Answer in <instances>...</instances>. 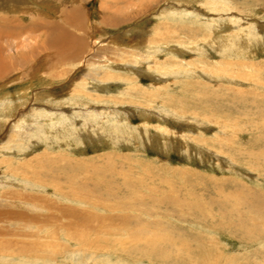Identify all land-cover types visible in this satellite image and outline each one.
Wrapping results in <instances>:
<instances>
[{
    "label": "rangeland",
    "instance_id": "374dc122",
    "mask_svg": "<svg viewBox=\"0 0 264 264\" xmlns=\"http://www.w3.org/2000/svg\"><path fill=\"white\" fill-rule=\"evenodd\" d=\"M214 3L224 7L217 12L210 0H0V33L26 44L29 55L28 66L16 56L15 71L0 79V149L7 152L0 151V159L10 167L0 169V209L17 204L10 193H41L27 187L45 182L48 202L76 212L62 213L49 227L108 224L116 231L88 234L97 242L84 264H139L143 240L151 234L158 242L166 233L180 245L160 248L159 258L142 264H264V35L245 27L264 29V0ZM49 9L65 12L58 17ZM68 11L78 26L66 22ZM123 17L119 25H103ZM41 21L48 28L29 31ZM59 29L82 38L88 51L110 46L128 54L112 50V63L102 60L91 69L82 61L55 64L51 74L53 52L38 38ZM83 70L105 74L107 83L94 87L81 77V86ZM83 111L89 114L78 116ZM69 112L80 118L70 119ZM14 132L21 138L8 140ZM30 172L33 183L25 184ZM235 197L246 201L238 210ZM126 214L150 225L116 219ZM89 216L113 220L89 225ZM11 238L0 236V242ZM80 258L65 252L54 263H37L80 264ZM8 263L0 257V264Z\"/></svg>",
    "mask_w": 264,
    "mask_h": 264
},
{
    "label": "bare ground",
    "instance_id": "6f19581e",
    "mask_svg": "<svg viewBox=\"0 0 264 264\" xmlns=\"http://www.w3.org/2000/svg\"><path fill=\"white\" fill-rule=\"evenodd\" d=\"M46 1V0H45ZM52 1V0H51ZM197 1V0H196ZM212 2L213 5V10H217L220 11L221 9H219L218 7L221 5H218L215 2V0H210ZM59 2V1H58ZM195 2V1H194ZM127 3V2H126ZM134 3V2H133ZM192 3V2H191ZM202 3V2H201ZM33 4V1H32ZM44 4V3H43ZM42 4V5H43ZM46 4V3H45ZM173 4V2H172ZM171 4V5H172ZM195 4V3H194ZM41 5V7H42ZM51 5V4H50ZM59 5V4H58ZM170 5V6H171ZM37 6V5H36ZM128 6L130 7L129 3ZM173 6V5H172ZM188 6V4L186 5ZM193 6V4L191 5ZM199 6V4H198ZM47 7V6H46ZM45 7V8H46ZM50 7V6H49ZM71 7V6H70ZM74 7V6H73ZM163 7V6H162ZM174 7V6H173ZM183 7V6H182ZM181 7V8H182ZM224 6L222 5L220 8H223ZM38 8H40L38 6ZM184 8V7H183ZM60 9V8H59ZM58 9V10H59ZM62 9V8H61ZM158 9V8H157ZM171 9V8H170ZM173 9V8H172ZM203 9V8H202ZM201 9V10H202ZM57 9H55V12L50 11V9L47 11L49 14H55V16H61L63 17L64 12L58 11ZM64 10V9H63ZM125 10V9H124ZM161 10V9H160ZM73 11V10H72ZM126 11V10H125ZM194 11V10H193ZM196 11V10H195ZM39 12V11H37ZM71 11L67 12V15L65 16V20L66 22H68L69 24L71 23L72 25L75 24L72 20L70 19L72 18V13ZM179 13V12H178ZM201 13V12H200ZM204 14V13H203ZM234 16L237 17L239 16L236 13H231L229 16ZM213 17L215 15H212ZM231 16V17H232ZM60 17V18H61ZM127 18V17H126ZM126 18H121V19H104L103 20V25L104 23L106 24V26H115V25H119L121 22H124L126 20ZM200 18V17H199ZM240 18V17H239ZM63 19V18H62ZM63 19V20H64ZM228 19V18H227ZM10 20V19H9ZM238 20V19H237ZM236 20V21H237ZM249 21V20H248ZM10 22V21H9ZM18 22V21H17ZM235 22V21H234ZM242 22V21H241ZM53 23V22H52ZM246 23V22H245ZM256 23V22H255ZM55 24V23H53ZM8 25V24H6ZM5 25V26H6ZM14 25V24H13ZM77 25V24H75ZM74 25V27H75ZM51 26V25H50ZM78 26V25H77ZM40 27H47L48 28V21L47 22H43L41 21V23H36L34 22L33 25L30 27L29 31L35 33L34 31L39 30L40 31ZM170 27V26H169ZM246 28H248V30H252L255 29L258 33H260L262 36L264 35V29L262 26V28H258V26L254 27L250 26V25H245ZM25 28V27H23ZM242 28V27H241ZM9 29V28H8ZM7 29V30H8ZM22 29V28H21ZM167 29V28H166ZM245 29V28H244ZM13 30V29H12ZM63 29H59L56 33H51L50 36H46V34L38 39H41L43 42L41 44V46L43 48H48L50 49V51L53 52L52 56L50 57V61L52 60L53 62H56L54 64H51V68H48V72L51 73V71L54 72V70L52 69L53 65L56 64L57 65H65V64H69V63H76V62H83L84 65H88V67L90 68V66L92 65H100L102 60H105V63H112L113 61L111 60V51L112 50H116L117 52H122L124 54H128L125 53L124 51H120L117 48H111L110 46H105L99 49V48H93L92 51H88V47L87 44L82 41L80 37H76L74 36L70 31L64 29V31H62ZM178 30V29H177ZM246 30V29H245ZM247 30V31H248ZM10 31V30H9ZM26 31V30H25ZM46 31V30H45ZM54 31V30H53ZM246 31V32H247ZM248 31V32H249ZM180 32V31H179ZM253 32V31H252ZM22 33V32H21ZM6 34V33H5ZM19 34V33H18ZM48 34V33H47ZM248 34V33H247ZM4 35V33H0V36ZM31 35V34H30ZM33 35V34H32ZM161 35V34H160ZM166 35V34H165ZM7 36V37H6ZM4 35L0 37V43L1 42H5V46L1 47L0 46V79H7L6 77H8V75H11L12 73V69L13 67H15L14 62L16 63V56H17V60H20V64L23 67L28 66V60H29V55H24V54H28V52H25V47L26 44H22V43H17V42H13L14 40H16L15 36H8V35ZM20 36V35H19ZM22 36V34H21ZM90 36V35H89ZM159 36V35H158ZM170 36V34H169ZM173 36V35H172ZM6 37V38H5ZM13 37V38H12ZM17 37V36H16ZM171 37V36H170ZM264 37V36H263ZM25 38V37H24ZM27 38V37H26ZM25 38V39H26ZM162 38V37H160ZM192 38V37H191ZM4 39V40H3ZM19 39V38H18ZM23 39V37L21 38ZM157 39V38H156ZM172 39V38H171ZM189 39V38H188ZM263 39V38H262ZM159 40V39H158ZM157 40V41H158ZM19 41V40H18ZM87 41V40H86ZM162 41V40H161ZM24 42V41H23ZM139 42V41H138ZM160 42V40H159ZM112 43V42H111ZM161 43V42H160ZM164 43V42H163ZM167 43V40H166ZM29 44V43H28ZM108 44V43H107ZM153 44V43H150ZM149 44V45H150ZM96 45V44H94ZM112 45V44H111ZM98 46V45H97ZM116 46V45H115ZM138 47V46H137ZM145 48V47H144ZM168 48V47H167ZM155 49V48H154ZM198 50V49H197ZM148 60V59H146ZM149 61V60H148ZM147 61V62H148ZM244 62V61H243ZM50 63V62H49ZM104 63V65H105ZM115 63V62H114ZM79 64V63H78ZM82 64V63H81ZM119 66H122V64L117 63ZM235 64V63H234ZM82 66V65H81ZM80 66V67H81ZM128 66V65H127ZM238 66V65H237ZM107 67V66H106ZM113 67V66H112ZM88 68V69H89ZM95 68V66L93 67V69ZM105 68V67H104ZM91 69V68H90ZM100 69V68H98ZM15 71V70H14ZM13 71V72H14ZM38 71V70H35ZM94 71V70H92ZM91 70L89 71H81V76H80V80L82 82L81 86L86 85V83L84 84L83 82L85 81V79L81 78V77H85L86 79H89V81H93L92 85H94V87L100 86V84L102 83H107L106 80H104L102 82V79L104 76H106L105 74L102 76L100 75L101 73H99L98 71L96 72H92ZM223 71V70H222ZM59 72V71H58ZM204 72V71H203ZM11 73V74H10ZM65 73V72H64ZM33 74V73H32ZM38 74V73H37ZM44 74H47V72H44ZM54 74V73H51ZM73 74V73H72ZM203 74V73H202ZM61 75V74H60ZM219 75V74H218ZM54 76V75H52ZM59 76V75H58ZM66 76V75H65ZM60 77V76H59ZM63 77V76H62ZM75 78V77H74ZM235 78V77H234ZM44 80V78H42ZM41 79V80H42ZM40 80V79H39ZM48 81V80H47ZM43 82V81H42ZM75 83V81H74ZM101 87V86H100ZM4 92V91H3ZM42 92V91H41ZM82 92V91H81ZM90 94V93H89ZM16 95V94H15ZM52 95V94H51ZM20 96V95H19ZM47 96V95H46ZM86 96V94H85ZM47 98V97H46ZM63 98V97H62ZM2 99V98H0ZM14 101V100H13ZM19 101V100H18ZM2 102V101H1ZM0 102V103H1ZM8 103V102H6ZM13 103V102H12ZM23 104V102H22ZM35 104V103H34ZM85 104V103H84ZM7 106H11V104H3ZM37 105V104H36ZM39 105V104H38ZM37 105V106H38ZM13 106V104H12ZM82 106V105H81ZM79 106V107H81ZM3 107V106H2ZM78 107V106H77ZM15 108V107H14ZM52 109V108H50ZM82 109V108H81ZM84 109V107H83ZM6 110V109H5ZM4 110V111H5ZM10 110V109H9ZM60 110V109H59ZM86 110V109H85ZM98 110V109H97ZM100 110V109H99ZM98 110V111H99ZM11 111V110H10ZM15 111V110H14ZM47 111V110H46ZM77 111V110H76ZM108 111V109H107ZM1 112V111H0ZM13 112V111H12ZM20 112V111H19ZM57 112V111H56ZM100 112V111H99ZM15 113V112H14ZM60 113V112H59ZM70 115H72L71 117H69L70 119L72 117L76 118L77 115L75 116L74 114H72V112H69ZM68 113V114H69ZM96 113V112H95ZM29 114V113H28ZM67 114V115H68ZM89 113H87L86 111H83L81 113V115L78 116H82V117H86ZM10 115V114H9ZM37 115V114H36ZM65 115V114H64ZM69 115V116H70ZM93 115V113H92ZM96 116L99 115V113L95 114ZM43 116V115H42ZM59 116V115H58ZM61 116V115H60ZM100 116V115H99ZM112 116V115H111ZM95 117V116H93ZM7 118V117H6ZM63 118V120H66L67 118H64L63 115L61 116L60 120ZM80 118V117H77ZM51 119H55V117L53 116ZM69 119V120H70ZM38 120V119H37ZM59 120V117L58 119ZM85 121V120H84ZM72 124V123H71ZM75 124V123H73ZM83 124V123H82ZM57 125V124H56ZM76 125V124H75ZM84 125V124H83ZM81 125V126H83ZM85 125L89 126V123L86 122ZM55 126V124L53 125ZM64 126V125H63ZM66 126V125H65ZM71 126V125H70ZM13 127V126H12ZM57 127V126H56ZM86 127V126H83ZM77 128V127H75ZM26 133H30L29 129L25 130ZM129 131V130H128ZM71 134V133H70ZM65 135H68L67 133ZM119 136V135H118ZM8 140H13L15 137L21 138V134L14 132L13 135L8 136ZM74 137V136H73ZM170 137V136H169ZM54 140V139H53ZM81 140V139H80ZM7 147V146H6ZM3 149V150H2ZM2 149H0V151H3L1 153L3 154H7V152H4V148L2 147ZM6 150V149H5ZM11 150V148L9 149ZM8 151V149H7ZM9 153V152H8ZM2 165H7V169H10V167L8 166V159H0V169L2 167ZM30 177H22V181L25 182V184H30L33 183L31 182L30 178H33L32 173L30 172ZM8 178H13L15 179V174L12 171H8L7 175ZM29 178V179H26ZM37 179V178H36ZM36 181V180H35ZM34 181V182H35ZM22 182V184H23ZM67 182V181H65ZM45 182L41 183H35L36 186H33V184H31L32 186L27 187L30 189H34V188H38V189H43V191L41 193H32L33 191H29L28 192H22V194L18 195L20 192H14V193H10V199L14 200L17 202V204H14L11 207H4L5 209H0V225H2L0 227V236L1 237H12L9 240H4L0 242V257L2 258H6L8 260V262L11 264V262L13 264H15L14 262L16 261V259H19V261H22L18 264H29L32 262H36L34 264H39L37 262L41 261L42 263H47V262H55L57 261L56 258L58 256L63 257L65 256V252L72 254V255H80V264H84L85 261L87 259H92L90 256L91 252H88V249H90V246H94L95 242H97L96 239L91 237L90 239L88 238V234L92 232V235L95 237L96 235L102 234H111V231L116 232L115 230H113V228H109L107 227V225H105V227H103L102 225H100V227H49V223L50 222H55V218H58L59 216H65V213H73L76 214V212L74 211H70V212H66L65 208H60V206H55L54 204H51L50 202H48L49 200L47 199V197H45L47 194H45V190L46 187L44 185ZM38 184V185H37ZM53 183L51 182V185ZM55 184V183H54ZM58 185V184H57ZM69 185V184H68ZM73 185V184H72ZM12 186V185H11ZM65 186V185H64ZM106 186V185H105ZM22 187V186H21ZM20 187V188H21ZM55 187V185H54ZM62 187V186H60ZM69 187V186H68ZM71 185H70V189H71ZM75 187V186H74ZM130 187V186H129ZM7 188V187H6ZM53 188V187H52ZM51 188V189H52ZM23 189V188H22ZM21 189V190H22ZM62 189V188H61ZM66 189V188H65ZM68 189V190H70ZM76 189V188H75ZM74 189V190H75ZM18 190V189H17ZM36 190V189H35ZM79 190V189H78ZM4 191V190H3ZM38 191V190H37ZM57 191V189H56ZM59 192H61L60 190H58ZM109 191V190H108ZM51 192V191H49ZM65 192V191H64ZM70 192V191H69ZM67 192V193H69ZM54 193V192H52ZM97 193V192H96ZM95 193V194H96ZM112 192H110L108 195H111ZM114 193V192H113ZM57 194V193H56ZM59 194V193H58ZM72 194V193H71ZM258 194V193H257ZM106 195V194H105ZM128 195V194H127ZM244 195V194H243ZM249 195V194H248ZM58 197H61L62 195H56ZM72 196H74V194H72ZM114 196V195H113ZM238 196V195H237ZM255 196V195H254ZM63 197V196H62ZM112 197V196H111ZM245 197V196H244ZM259 197V196H258ZM65 198V197H64ZM100 198V197H99ZM139 198V197H138ZM60 199V198H58ZM62 199V198H61ZM75 199L78 202H81V196L77 197L75 196ZM111 199V198H110ZM229 199V198H227ZM257 199V198H256ZM112 200V199H111ZM258 200V199H257ZM56 201V200H55ZM246 202L244 200H242V198H233L232 199V206L234 208H238V205L241 202ZM260 201V200H259ZM52 202V201H51ZM54 202V201H53ZM31 205L33 208H37V211H25V209H21V206L18 205ZM56 203V202H55ZM81 203H86V200L84 202ZM191 203V202H190ZM59 204V202H58ZM94 204V203H93ZM132 204V203H131ZM254 204L252 202L251 204V209L254 208ZM18 205V206H17ZM102 205V204H101ZM134 205V203H133ZM155 205V204H154ZM244 205V204H243ZM56 207V209H58V211H56L54 214L51 215H47L45 213V211L49 210L50 207ZM99 206V205H98ZM124 206V205H123ZM128 206V205H126ZM125 206V208H126ZM130 206V204H129ZM96 207V206H94ZM199 208V206L194 207L195 208ZM232 207V208H233ZM259 207V206H258ZM122 208V207H121ZM142 208V207H141ZM155 208V207H154ZM225 208V207H224ZM261 208V205L260 207ZM29 209V208H28ZM123 209V208H122ZM128 209V208H127ZM129 209H134V208H129ZM138 209V208H137ZM140 209V208H139ZM147 209V208H146ZM193 209V208H191ZM255 209V208H254ZM94 210V209H93ZM148 210V209H147ZM145 210V213L148 214H152V210ZM238 210V209H237ZM253 210V209H252ZM139 211V210H138ZM231 212V211H229ZM137 214V212H135ZM86 214V213H85ZM223 214V213H222ZM256 214V212H255ZM254 212L252 214V216H255ZM95 215V214H94ZM229 215V214H228ZM233 215V214H232ZM248 215V214H247ZM130 214H126L125 217H118L116 218L118 221L120 222H124L127 220L129 223V219L131 218L134 222H136L138 225H142V226H149L150 223L148 224H140V218L139 217H130ZM230 216V215H229ZM76 217H80V215L76 216ZM83 217V216H82ZM245 217V216H244ZM89 218L91 219H87V221L89 222V225L93 222L96 221V224H104L105 222H110L109 219L113 220V218H109V219H105L104 218H92L91 216H89ZM143 218V217H141ZM148 218V217H147ZM243 218V217H242ZM74 219V218H73ZM144 219V218H143ZM248 221H250L251 219L253 220V217L249 218H245ZM61 221V220H59ZM144 221V220H143ZM146 222V221H145ZM144 222V223H145ZM148 222V221H147ZM79 223V222H77ZM87 223V222H85ZM94 223V222H93ZM123 223V224H124ZM132 223V222H131ZM88 224V223H87ZM152 224V223H151ZM239 224V223H238ZM244 224V223H243ZM242 224V225H243ZM57 225V224H56ZM154 226L159 225L158 221H154L153 224ZM70 226V225H69ZM246 226V225H245ZM9 227H12L13 230H10ZM15 231V232H14ZM163 233V232H161ZM139 235H142L141 232L138 233ZM249 235V234H247ZM156 237L157 236H153V235H149L147 238H145L143 240V242L145 243V246H142L140 248V251L136 252L137 254L139 253V264H142V259L144 258H150L152 256H154L155 258H159L163 252L160 248H169L172 247V249H174L175 245L179 244L178 240H174L171 238L169 233H166L160 241L156 242ZM134 240V239H133ZM71 241L73 242V244H77L76 249L71 248ZM142 244V243H141ZM76 246V245H74ZM183 246V245H181ZM149 247H152L153 249H147ZM180 247V246H179ZM62 248V249H61ZM62 250V251H61ZM91 251V250H90ZM128 252V251H127ZM129 252L131 253V251L129 250ZM101 255V254H100ZM131 255V254H130ZM99 256V255H98ZM96 256V257H98ZM132 256V255H131ZM95 258V257H94ZM59 260V259H58ZM151 260V259H149ZM148 260V261H149ZM77 261V260H76ZM87 262V261H86ZM141 262V263H140ZM8 263V264H9ZM108 264V263H107Z\"/></svg>",
    "mask_w": 264,
    "mask_h": 264
}]
</instances>
